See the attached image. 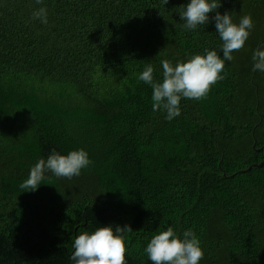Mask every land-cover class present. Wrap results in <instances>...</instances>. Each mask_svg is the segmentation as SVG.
<instances>
[{
    "label": "trees",
    "instance_id": "1",
    "mask_svg": "<svg viewBox=\"0 0 264 264\" xmlns=\"http://www.w3.org/2000/svg\"><path fill=\"white\" fill-rule=\"evenodd\" d=\"M189 2L0 0V264H72L74 236L117 225L133 230L126 264H152L144 249L168 227L195 232L199 264H264V167L248 170L264 159V72L252 60L264 0H216L254 28L224 79L204 99L181 98L168 121L138 79L145 67L162 82L163 59L205 48L223 58L215 12L183 27ZM38 7L47 25L31 19ZM81 148L92 163L78 177L46 172L20 188L39 159Z\"/></svg>",
    "mask_w": 264,
    "mask_h": 264
},
{
    "label": "clouds",
    "instance_id": "2",
    "mask_svg": "<svg viewBox=\"0 0 264 264\" xmlns=\"http://www.w3.org/2000/svg\"><path fill=\"white\" fill-rule=\"evenodd\" d=\"M169 0H163L166 5ZM37 5L42 0H35ZM221 5L216 0H190L184 10L179 13L180 19L185 21L183 27L195 30L198 25L209 22V13L215 12L216 32L222 41L221 50L223 58L217 51L204 49L206 55L196 54L185 61H178L175 66L167 60L160 61L163 68L162 82H157L153 77V67L147 65L139 74L138 79L152 88V110L166 112L165 119H172L181 115V98L201 100L207 97L211 87L223 80L221 73L225 61L234 59L232 53L240 51L247 41L254 23L250 14L240 18L239 23H234L230 13L223 15L217 9ZM31 19L48 24L46 7L33 8ZM253 71L264 72V45L253 50ZM92 161L86 150H72L67 155H62L53 150L47 159L41 158L30 168L27 179L20 185L26 191L36 190L45 178L46 172H51L57 177L72 179L81 174ZM25 192V191H24ZM133 230L129 225H117L115 232L110 226L99 227L93 232H81L73 237L72 251L69 259L72 264H126L127 251L126 233ZM183 238L172 227L159 230L154 234L144 249L152 264H199L203 258L200 240L192 229L183 232Z\"/></svg>",
    "mask_w": 264,
    "mask_h": 264
},
{
    "label": "water",
    "instance_id": "3",
    "mask_svg": "<svg viewBox=\"0 0 264 264\" xmlns=\"http://www.w3.org/2000/svg\"><path fill=\"white\" fill-rule=\"evenodd\" d=\"M255 146H256V141H255L254 144H253V147H254V148H255ZM255 149H256V148H255ZM256 150H257V151L264 150V146H262V147H260V148H257ZM253 166H255V167H264V159H263L260 163H258V164H253L252 166L248 167V170H249L251 167H253Z\"/></svg>",
    "mask_w": 264,
    "mask_h": 264
}]
</instances>
